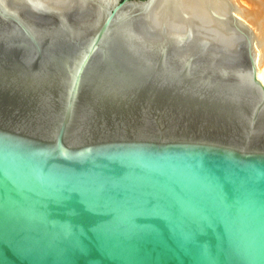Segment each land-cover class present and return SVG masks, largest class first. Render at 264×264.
Returning a JSON list of instances; mask_svg holds the SVG:
<instances>
[{
    "label": "water",
    "instance_id": "95a60500",
    "mask_svg": "<svg viewBox=\"0 0 264 264\" xmlns=\"http://www.w3.org/2000/svg\"><path fill=\"white\" fill-rule=\"evenodd\" d=\"M264 0H0V264H264Z\"/></svg>",
    "mask_w": 264,
    "mask_h": 264
},
{
    "label": "bare ground",
    "instance_id": "6f19581e",
    "mask_svg": "<svg viewBox=\"0 0 264 264\" xmlns=\"http://www.w3.org/2000/svg\"><path fill=\"white\" fill-rule=\"evenodd\" d=\"M258 80L263 84L264 86V64L259 69V71L256 73Z\"/></svg>",
    "mask_w": 264,
    "mask_h": 264
}]
</instances>
